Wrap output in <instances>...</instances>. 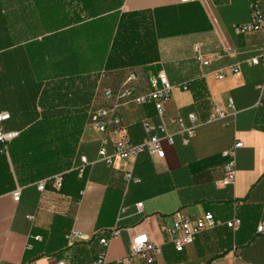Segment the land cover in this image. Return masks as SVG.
<instances>
[{
    "label": "crops",
    "instance_id": "crops-1",
    "mask_svg": "<svg viewBox=\"0 0 264 264\" xmlns=\"http://www.w3.org/2000/svg\"><path fill=\"white\" fill-rule=\"evenodd\" d=\"M51 2L0 0V112L11 115L1 128L22 132L43 118L80 114L87 121L72 166L62 172L61 189L54 186V175L44 178L49 179L44 191L38 189L44 179L16 183L15 189L21 188L18 202L15 189L0 195V264H55L61 259L89 264L102 251L95 235L114 226L122 233L109 247L107 264H143L127 260L131 238L140 233L160 247L157 264H264V235L257 234L264 221V68L250 64L264 52V31H235L250 20L248 0H125L121 13L137 14L135 19L152 34L153 61L100 72L96 50L82 31L87 24L92 27L82 21L81 6L76 0ZM262 7L264 14V2ZM197 48L208 65L198 60ZM70 52L84 65L70 64ZM67 68L78 72L67 76ZM160 71L174 86H188L175 88L165 108L168 118L182 116L186 125L188 114L196 113V137L187 146L179 135L174 145L164 142L163 158L144 152L106 165L99 160L105 140L112 154L120 139L141 144L147 138L145 121L157 123L153 103L120 100L122 128L102 134L91 117L115 105L106 90L121 89L133 72L137 80L130 87L136 95H146L149 78ZM216 108L227 117L211 121ZM237 142L243 143L237 151V180L224 187V152ZM129 169L139 183L126 181ZM206 212L222 222L237 216L241 228L236 233L226 226L203 231L177 252L161 226L174 214L198 217ZM72 230L91 241L68 247L66 235Z\"/></svg>",
    "mask_w": 264,
    "mask_h": 264
},
{
    "label": "built area",
    "instance_id": "built-area-1",
    "mask_svg": "<svg viewBox=\"0 0 264 264\" xmlns=\"http://www.w3.org/2000/svg\"><path fill=\"white\" fill-rule=\"evenodd\" d=\"M182 3L196 2L198 0H180ZM263 2L264 0H248L250 10V20L247 23L235 26L237 34L257 33L264 31V14H263ZM198 60L204 65H208L209 62L204 59L197 48ZM251 65L262 66L264 68V52L250 60ZM105 72V71H103ZM235 73L238 70H234ZM219 79H223L224 75L220 74ZM137 80L135 73H130L123 87L117 91L106 90L105 96L108 99L115 100V105L109 109H101L95 112L91 117V122L94 127L102 134H108L112 128H122V119L118 114V102L120 100H132L139 105L146 103H153L156 110L157 123H151L145 121L143 127L147 138L141 144H132L129 139H120L114 144V150L112 154H109L106 149L107 141H104L103 147L99 150V160L104 162L108 166H112L116 158L129 161L138 157L144 152H148L158 157L163 158L165 151L163 148L164 142L169 145L175 144V137L179 135L181 137V143L187 146L196 137L197 128L199 126V118L196 113H189L187 119L189 125H186V120L182 116H173L168 118L165 105L170 101L172 91L175 88L182 90H188L187 85L174 86L169 81V78L165 71H160L157 74H153L149 78L150 91L146 95H136L130 84ZM233 105V102L230 103ZM227 117V112L222 108H216L212 113L210 120L217 121ZM11 116L8 112H0V150L9 155L10 143L18 138L20 132L2 130L1 126L4 122L10 120ZM170 126H173L176 130L172 132ZM243 147L242 142H237L234 146L224 152V156L227 158L225 163V177L221 180V185L224 187L234 186L237 180V168L236 158L238 149ZM82 162L87 164V159L82 158ZM125 179L127 182L134 181L139 183L140 180L134 178L132 169L127 170L125 173ZM54 186L61 189L64 184V174H57L52 178ZM49 179H44L38 184V189L44 191ZM13 199L18 202L21 198V188L18 187L13 191ZM142 203L138 204V207H142ZM242 221L235 216L233 219L222 222L216 219L215 215L211 212H206L198 217H188L181 214H174L171 217V222L163 224L161 231L167 236V238L173 243L177 252H183L185 247L192 244L196 237L207 230H214L220 226H226L232 232L236 233L240 230ZM122 229L118 226H114L107 230L98 232L94 240H97L101 246L102 251L98 255L97 259L91 261L89 264H107L108 262V250L111 243L114 240L120 238ZM257 234L264 235V221H261L257 225ZM68 247H73L79 242L91 241V239L85 238L78 230H72L66 235ZM161 252L160 247L151 240L147 233H140L132 236L130 242V252L127 260L131 263H135L136 259L141 260L143 264H157L156 255ZM55 264H68L65 259L58 260ZM209 264V263H201Z\"/></svg>",
    "mask_w": 264,
    "mask_h": 264
},
{
    "label": "trees",
    "instance_id": "trees-1",
    "mask_svg": "<svg viewBox=\"0 0 264 264\" xmlns=\"http://www.w3.org/2000/svg\"><path fill=\"white\" fill-rule=\"evenodd\" d=\"M53 1L57 3V0ZM73 1L67 0V3ZM124 1L76 0L85 14L82 21L91 22V30L87 24L82 31L87 33V45L91 40L92 49L96 50L99 72L153 61L155 42L152 34L135 19L137 14L121 13ZM70 53V64L84 65V61H74L79 59L77 54ZM66 72L70 76L78 71L67 68ZM86 121L85 114L43 118L20 132L9 145V157L0 150V195L13 191L16 183L24 185L70 169Z\"/></svg>",
    "mask_w": 264,
    "mask_h": 264
}]
</instances>
